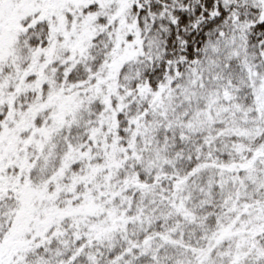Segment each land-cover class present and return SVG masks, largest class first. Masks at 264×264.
<instances>
[{
  "label": "snow or ice",
  "instance_id": "6c2138e0",
  "mask_svg": "<svg viewBox=\"0 0 264 264\" xmlns=\"http://www.w3.org/2000/svg\"><path fill=\"white\" fill-rule=\"evenodd\" d=\"M0 264H264V0H0Z\"/></svg>",
  "mask_w": 264,
  "mask_h": 264
}]
</instances>
